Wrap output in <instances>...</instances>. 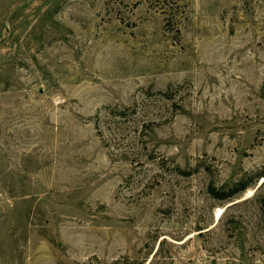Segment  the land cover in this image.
Masks as SVG:
<instances>
[{
  "label": "rangeland",
  "instance_id": "rangeland-1",
  "mask_svg": "<svg viewBox=\"0 0 264 264\" xmlns=\"http://www.w3.org/2000/svg\"><path fill=\"white\" fill-rule=\"evenodd\" d=\"M0 264H264V0H0Z\"/></svg>",
  "mask_w": 264,
  "mask_h": 264
},
{
  "label": "trees",
  "instance_id": "trees-1",
  "mask_svg": "<svg viewBox=\"0 0 264 264\" xmlns=\"http://www.w3.org/2000/svg\"><path fill=\"white\" fill-rule=\"evenodd\" d=\"M246 186H247V185H244V187H246ZM244 187H243V188H244ZM233 194H234V193H233ZM231 195H232V194H231ZM231 195H230V196H231Z\"/></svg>",
  "mask_w": 264,
  "mask_h": 264
}]
</instances>
